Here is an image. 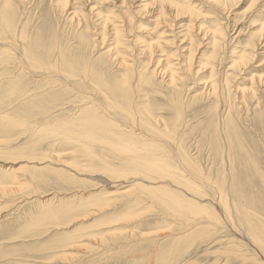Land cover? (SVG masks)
Wrapping results in <instances>:
<instances>
[{
    "label": "rangeland",
    "instance_id": "rangeland-1",
    "mask_svg": "<svg viewBox=\"0 0 264 264\" xmlns=\"http://www.w3.org/2000/svg\"><path fill=\"white\" fill-rule=\"evenodd\" d=\"M59 1L64 0H11L14 12L24 13L22 18L25 29L30 31L32 40L42 42L38 51H34L35 58L40 61L53 58V53L45 52L48 42H57L61 47L66 43L69 24H65L64 18L58 17L53 11ZM106 1L105 5L99 6L103 14L111 9L115 14L121 15L118 12L124 10L121 16L125 17L126 39L131 49L128 51L142 75L147 76L155 67L160 69L156 62L158 58H161L163 63L168 56V60L173 63L186 58L190 51L185 36L186 25L191 27L188 31L194 40L191 47V70L187 72L175 66L180 68L177 73L183 76L182 80L177 82L175 91L164 82L167 79L165 74L156 72L157 74H152L142 82L141 90L136 89V93L128 102L117 100L118 105H129L128 108L136 110L132 116H127L125 111H121V114L138 127L151 130L158 140L153 143L149 136L119 121L113 124L102 109V104L111 109L112 100L99 98L98 95L89 97L86 93L88 89L92 92V84L89 82L79 79V83H66L59 75L67 78L69 72L53 67L22 70L15 64L14 53L5 52L0 55V187H14L11 192H0V264H242L239 252H224L225 248H232L226 242L228 237L223 238L224 232L218 230L221 233L212 234L208 229H204L197 232L193 239L189 237L191 232L188 233L190 229L188 231L187 224L192 215L189 214V209L184 207L186 203L182 206L186 214L181 216L173 211L162 193L153 196L154 192L145 194L141 191L142 185L147 184V181H162L168 178L171 185L164 186L165 190H171L173 196L182 195L179 199L187 202L190 194L194 193L189 190L193 181L189 173L193 168L196 170L195 176L197 174L200 183L204 185L198 189L206 195L202 197L205 207H210L205 202L206 199L215 201L218 198L222 190V180H227L229 174L231 181H243L245 185L250 186L252 192L257 193L260 190L261 180H264V84L256 85L258 101H248L247 104L238 103L236 99L233 101L232 89L234 85H248L243 80L249 77L248 73L264 75V39L261 38V44L257 42L254 48L256 55L251 66L245 68L244 73L237 75L239 77L233 80V87L230 89L231 101L228 103L219 98V85L216 87L218 90L211 93L206 89L207 73L196 71L198 61L211 55V49L205 44V39L209 37L202 38V34L196 31L200 23L204 27H213L212 18H207L212 12L207 0H180L195 9L198 15L187 18L174 17L172 13H167L165 21H158V24L153 23L154 7L142 9L140 0H126L121 6L120 0ZM249 2L250 0H237L235 8H230L227 13L232 20L226 31L229 36L235 37L228 42V51L234 47L246 46L254 28L264 19V0L258 3V11L254 15L251 14L252 10L247 9ZM81 10L88 15L87 10ZM61 21L63 26L65 24L64 30L60 27ZM52 35H55V39ZM153 41L160 44L152 50V54L139 52L143 44ZM73 47L78 46L72 43L70 49ZM102 51L104 50L98 46L95 47L90 58L95 60L103 56ZM132 56L128 55L130 59ZM97 70H101L100 74L103 70L102 75L107 82L114 80L118 83V78L125 74L124 69L115 63L107 62L98 66ZM217 76L218 74L216 78ZM223 107L226 108L225 111ZM227 107L230 109L228 114ZM141 108H145L155 117L153 124L156 131L142 122L139 116ZM95 118H99L104 127L99 128ZM227 119H230L231 128L226 127ZM115 132L127 143L131 142L130 153L145 154L148 158L160 160L154 162L161 166L151 168L152 171L148 167L145 169L146 175L149 173V176L154 177L153 171L164 168L171 172L173 177L144 179V182L140 183L135 181L121 185L113 184L112 181L117 179H107L108 176L120 174L126 175L124 178L135 177L126 163L122 162L124 150L111 143ZM78 133L87 134L80 136ZM92 136H95L94 139L99 138L93 141ZM100 138H104L105 142L101 144L98 141ZM88 148L89 150L85 151ZM57 154L60 155L61 161L68 162L70 166L64 167L47 161L46 158L41 165L34 163L45 156ZM28 157L34 158L33 163L25 164ZM22 167L26 170H21ZM12 170L13 173L16 172L17 177L12 180L13 185L4 184L8 183L4 181V177ZM64 172L70 176L66 181L58 179L57 176ZM29 173L33 174V177L30 178ZM105 191H115L116 196L113 199L117 200L110 202L109 206H104L102 212H92V216L86 218L76 217L70 227L62 224L57 228L53 225L54 222H66L70 216L82 212L88 205L79 207L78 203H87L95 195L103 196ZM129 200L135 203L130 211L140 214L139 220H135L139 225L135 226V222L118 224L117 231L111 235L109 232V235L105 233L106 238L103 240L99 237L87 238L88 241H83L84 244L77 246V249L74 247V250L68 251L71 255L52 261L47 259L55 250L51 247L54 244L59 246L66 240L65 236L71 237L76 235V232L87 230L96 232L105 229L107 225L96 226V223H103L105 216L111 212V218L122 215L126 208L122 203ZM42 202L45 204H41ZM89 208L92 209L91 206ZM215 208L218 212L219 209ZM67 209L72 211L68 218L64 216L65 213L61 214ZM48 210L60 211L58 217L61 219L56 221L57 218L45 217L44 211L47 213ZM258 214L264 219V213ZM210 241L212 242L208 244Z\"/></svg>",
    "mask_w": 264,
    "mask_h": 264
},
{
    "label": "bare ground",
    "instance_id": "bare-ground-1",
    "mask_svg": "<svg viewBox=\"0 0 264 264\" xmlns=\"http://www.w3.org/2000/svg\"><path fill=\"white\" fill-rule=\"evenodd\" d=\"M125 1L126 0H120L119 6L125 4ZM260 1L261 0H250V2L248 3L247 9L252 10L251 11L252 15H254L258 11L257 5L258 3H262ZM206 2L212 11L207 18H212L213 27L211 28L204 27L203 24L200 23L198 27H196V31H198L200 35L202 34L201 36L202 38H204L205 36L209 37V39H205L207 41L205 44L208 46L207 48L211 49V55L209 54L210 56H207L205 59L203 58L200 61H198L197 65L198 64L199 65L196 71L197 73L201 72L202 74L207 73L208 79H206L205 81L207 83V88L206 87L205 88L208 89V91H210L211 93H214V91L216 92L218 90L216 89V87L219 85V87L221 88L220 94H218L219 98L222 99L224 102L229 103V101H231L230 89L231 87H233L232 86L233 80L239 77V76L237 77V75H241V73H244V71L246 70L245 68L247 67L249 68V66H251V63L254 61V57L256 55L254 48L258 44L257 42L261 44L262 39H264V19L259 21L258 25L254 28L253 34L249 38V41L246 44V46L234 47L228 51L229 48L226 49L227 44L228 42L234 40L235 37L229 36L228 34L229 32L226 31L228 24L232 20L231 18L229 19L227 13L229 12L230 8L236 6L235 4L237 3V0H207ZM106 3H107L106 0H64V1H59V3H56V5L53 7L54 14H56L60 18H64L65 21L64 23L69 24L66 43L64 44L63 47H61L57 42L55 43L48 42L47 47L45 46L46 48L45 52L47 54L53 53V58L49 59L48 61H40V59L35 58L36 56L35 52L38 51L39 47H41L42 42L40 40L38 41L32 40L30 31L28 29H25V23L23 21L24 19L22 18V14L24 13L22 11H20L21 14L17 11L14 12L13 8H11L13 6L11 5V0H0V55L5 52L14 53L16 55L15 64H17V66L22 70L27 69L28 71H30V68L33 69L34 67L35 68L46 67L48 69L53 67L56 69H60L63 71L66 70L67 72H69V77L67 78L63 75H59V77L66 83H70L72 81H74L75 83L76 82L79 83V79H83L84 81L89 82V84H92V92L89 91V89L86 92L89 97L90 95L92 96L98 95L99 98L103 97L108 99V101L109 99L112 100L111 103L113 105L111 106V109L107 108L106 105L103 104H102L103 106L102 109L104 110V113H107V115L110 117V120H112L113 124H116L117 123L116 121H119L124 125H127L131 129L137 130L139 132H142L144 135L149 136L151 141L155 143L158 140L154 136V133H152L151 130L145 129L143 127H138L136 124H134V122H131L129 118H127V116H132L133 113H136V110L128 108L130 107L129 105H127L128 107L125 106L122 107L118 105L117 100L122 99L124 100V102H128L130 100V97L134 96V94L136 93L135 92L136 89L141 90L140 87L142 82L145 81L146 79H149V76H151L156 72H159L162 75L165 74V76L167 77L166 81H164L166 82V85L169 86L171 90L172 89L174 91L177 90L178 87L177 82L182 80L183 76L181 77L180 74L177 73V70H180V68H176L175 66L177 65L178 67H181L183 71L186 70L187 72H189L191 70L190 68L193 60V52L191 47H193L192 45L194 44L193 37L190 34L191 32L188 31L189 28L191 30V27L189 25L185 26L186 28L185 36L188 39V44L190 48L189 49L190 51L188 52L186 58L183 61H178L177 63H173L172 61H169L168 60L169 56L165 58L166 61L164 63L162 62L163 60H161V58H158L156 62L157 65H160V69L155 67L154 69L150 70V72H148L147 76H144L142 75V72L138 71L137 66L134 65L133 56L129 54V51H131V49H129V43L126 39V30H125V21H124L125 17L123 18V16H121L124 13V10H122L121 13L120 11L118 12L121 15L115 14V12L111 9H108L107 11L108 13L103 14L102 13L103 11H101V7L99 6L105 5ZM140 3L141 4L139 5H141L140 7L142 9H147L150 6L154 7L155 16L153 23L155 24L160 23L158 21H165L164 18L167 15V13H172L174 17L187 16V18H191L193 16L198 15V12L195 9H193L188 4L180 0H140ZM82 8L87 10L86 12L88 14L87 16L85 15L84 10H81ZM219 18H221V20H219ZM222 19L225 22H223ZM64 26L61 21L60 27L62 30L66 28ZM53 39H55V35L53 36ZM72 43H76L78 47H73L70 49V47H72ZM159 44L160 42L158 43L154 41L152 43H145L143 44V46H141L139 52L150 55L152 54V50L158 47ZM97 46L99 49L101 48L102 50H104L102 51L103 56L98 57L94 60L91 59L90 57H91L92 49H94ZM262 46H264V44ZM220 49H222L221 50L222 52L220 51ZM72 53H75V55ZM128 55L130 57L132 56V58L130 59ZM107 62L109 64L115 63L118 65L119 68L122 67L124 69L125 74L121 75L118 78L119 80L118 83L114 80H112L111 82H107L103 78L102 75L103 70L101 74H100L101 70H97L98 66H103ZM161 62L162 64H159ZM223 62H225L224 65H222ZM217 74L218 76L216 78ZM253 74L252 72L248 73L249 77L243 79L245 80L246 83H248V85L246 86H244L243 84L234 85L232 89L234 92L233 101L236 99L238 103L244 104L248 101L249 103H251V101L257 100L256 85L264 84V75L262 74L253 75ZM133 79L135 80V83H133ZM97 84L99 86H96ZM225 110L226 108L223 107V111ZM229 110L230 109H228L227 107V114ZM121 111L123 112L125 111V113H127V116H122ZM139 116H141L140 118L142 119V122L145 125H147L150 129L155 130L153 124L156 121L154 119L155 117L150 115L149 112L145 110V108L144 109L141 108V113ZM99 120H100L99 118L94 119L95 123L98 125L99 128L104 127V123L100 122ZM226 124H227L226 125L227 128L228 127L231 128L232 124L230 123V119H227ZM88 133H90V131ZM78 134L80 136H85L87 133H78ZM114 134H115L114 139L116 140L114 141V139H112L113 141H111V143H113V146H115L116 148H121L122 150H124L125 155L122 156V162L124 164L126 163V166L129 168L130 172L135 175V177L132 176L133 178H124L126 177V175H120V174L119 176L117 175L108 176L107 179H110V177H114L115 179H117V181L116 180L112 181L113 184L121 185L124 183L126 184L135 181H139L138 183H140V181L144 182V179L155 180L161 177L162 178H166L168 176L170 178L173 177L172 173L167 172L168 170L166 171L164 168H160L159 171H153L152 174H155L154 177L149 176V173L148 175H146L145 169H147L148 167L151 170V168H155L156 166H161V165H157L154 162L158 158L157 159L148 158L147 155L145 154H136L135 152H134L135 154L130 153L129 151L131 150V148L129 147V145H131V142L129 141V143H127L125 139L124 140L121 139L120 137L121 135L118 132H115ZM94 137L95 136H92L93 141H96V138H99L96 137L94 139ZM98 141L101 142L102 144L105 142V139L100 138ZM83 145L86 148L88 147L85 146L86 144ZM88 150L89 148L85 149V151ZM45 158L47 161H51L56 164L63 165L64 167H67V165H69L68 162L61 161L60 160L61 157L58 154L53 156H45L42 159H38L34 163L41 165L42 162L44 161L43 159ZM33 159H34L33 157H28V159L25 161V164L33 163L32 161ZM147 159H152L153 161L145 162L144 160ZM39 161L41 162L39 163ZM46 163L50 164V162H46ZM24 168L25 167H22L20 169L26 170ZM195 171H196L195 168H193L189 173L191 179H193L191 185L189 186V190L193 191L194 193L190 194L191 196L189 198V201L187 202H184L179 199V196L182 195L173 196L171 190H165L164 186L171 185L170 183L171 180L170 181L167 180L168 178L162 181H153V182L147 181L146 182L147 184L141 183L143 184L142 185L143 190L141 192H145V194L154 192L153 196H156L157 193H162L163 195H165L164 196L165 199H167L168 202L171 204L170 207L173 208V211L181 216H184L186 214L185 210L182 209L183 204L186 203L184 207L188 208L189 214L192 215L189 218V222L187 224L188 231L190 229L188 233L191 232L189 237H191L192 239L196 236L197 232L202 231L204 229H208V231L209 232L211 231L212 234H215V232L221 233L220 231H222L224 232V235L222 234L223 238L225 236L228 237L226 242L232 246V248H225L224 252H228V251H231L233 253L239 252L240 253L239 257L241 258L242 264H264V219L258 214L259 212L264 213V180H261L260 190L257 191V193H254L250 190V186L245 185L243 181L234 180V179H232L231 181L232 177L229 174L227 180H222L223 182V185L221 187L222 190H220L221 193L219 194L218 198L215 201L206 199L205 202L208 203L210 207H205L206 205H203L204 200L202 201V197L206 195L204 194L203 191L200 192V190L198 189V187L200 188V186H204V185L203 183H200V178L199 179L197 178L198 175L196 174L195 176L194 173ZM13 172L14 171L12 170L9 175H6L4 177L6 179L3 180L8 182L4 184H12L13 183L12 180L13 179L15 180L17 178L15 176L16 172L15 173ZM29 174H30L29 175L30 178L33 177L32 176L33 174L31 173ZM57 176L59 177L58 179L64 181L70 178V176L66 175L65 172L61 173L60 175L57 174ZM120 178H122V180H120ZM107 179H105V181H107ZM12 188L14 187L13 186L6 187L3 185L2 187H0V192L3 193L11 192L13 191ZM105 192L106 193H103V196L95 195L94 198L89 200L87 203L84 202H81L80 204L78 203L79 207L85 205H88V207L82 212L70 216L68 221L54 222L53 225L59 228L60 227L59 225L65 224V226L67 227L74 222V218L76 217L80 218L79 216H83L84 218H86L89 215L92 216V212L95 211H98V213L102 212L104 206H109L111 205L110 202L117 200V198L113 199V197L116 196L114 194L115 191H113V193L110 192L107 193V191ZM131 201L132 200L122 203L124 204L123 206H125L126 208H125V212L122 215H119V217L117 216L111 218L110 214L113 213L111 212L109 215L105 216L104 219L106 220L105 221L103 220L104 221L103 223L100 224L96 223L97 225L93 224L96 226L107 225L105 229L96 232L93 231L90 232L91 230H87L86 232H76L77 234L71 237L70 235L65 236L66 240L62 241V243H60L59 246L54 244V246L51 247L54 248L55 250L53 251L52 256H50L47 259L52 261V259L54 260L60 259L66 257L67 255H71V253H69L68 251L74 250V247H76L77 249V246H81L83 241L86 240L88 241L87 238L97 239L99 237L101 240H103L105 237L104 236L105 233H107V235L109 234L111 235V233L117 229L116 226L118 224L121 225L123 223L128 224L133 222L136 223L135 220L137 219L139 220L140 214L138 212L130 211V209L135 204L132 203ZM43 203L44 202H42L41 204ZM90 206L92 207V209L89 208ZM215 207L219 209L218 212L215 211L216 209ZM119 208H121V206ZM44 212H45V217H49L53 219L57 218L56 221L61 219L58 217L60 211L55 212L52 210H48L47 213L46 211ZM63 213H65L64 216L68 218L69 214L72 213V211L67 209L61 212V214ZM134 225L137 226L139 225V223H136ZM140 237L142 238V236ZM212 241L208 242V244L211 243ZM183 263L181 262V264Z\"/></svg>",
    "mask_w": 264,
    "mask_h": 264
}]
</instances>
